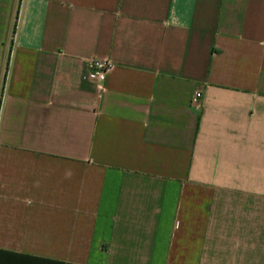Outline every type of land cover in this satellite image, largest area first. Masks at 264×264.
I'll return each instance as SVG.
<instances>
[{"label":"crops","instance_id":"obj_1","mask_svg":"<svg viewBox=\"0 0 264 264\" xmlns=\"http://www.w3.org/2000/svg\"><path fill=\"white\" fill-rule=\"evenodd\" d=\"M0 264H264V0H0Z\"/></svg>","mask_w":264,"mask_h":264},{"label":"built area","instance_id":"obj_2","mask_svg":"<svg viewBox=\"0 0 264 264\" xmlns=\"http://www.w3.org/2000/svg\"><path fill=\"white\" fill-rule=\"evenodd\" d=\"M91 67L94 70L95 74L98 76L104 75L108 71V68H109L108 64L102 63L99 61H94L91 64ZM197 96L199 98L201 95L198 94Z\"/></svg>","mask_w":264,"mask_h":264}]
</instances>
